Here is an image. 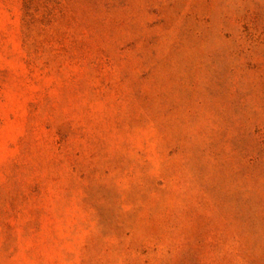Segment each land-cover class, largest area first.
<instances>
[{"label": "rangeland", "instance_id": "obj_1", "mask_svg": "<svg viewBox=\"0 0 264 264\" xmlns=\"http://www.w3.org/2000/svg\"><path fill=\"white\" fill-rule=\"evenodd\" d=\"M0 264H264V0H0Z\"/></svg>", "mask_w": 264, "mask_h": 264}]
</instances>
